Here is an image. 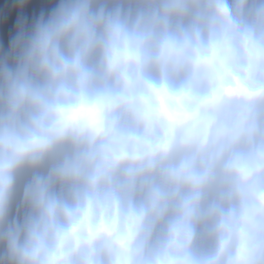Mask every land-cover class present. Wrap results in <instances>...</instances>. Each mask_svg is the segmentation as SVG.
Masks as SVG:
<instances>
[{"label": "clouds", "instance_id": "obj_1", "mask_svg": "<svg viewBox=\"0 0 264 264\" xmlns=\"http://www.w3.org/2000/svg\"><path fill=\"white\" fill-rule=\"evenodd\" d=\"M0 264H264V0H0Z\"/></svg>", "mask_w": 264, "mask_h": 264}]
</instances>
